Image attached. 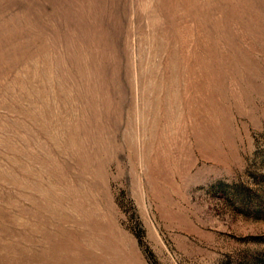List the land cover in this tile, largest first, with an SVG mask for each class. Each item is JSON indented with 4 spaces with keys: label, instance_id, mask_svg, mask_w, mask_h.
<instances>
[{
    "label": "rangeland",
    "instance_id": "1",
    "mask_svg": "<svg viewBox=\"0 0 264 264\" xmlns=\"http://www.w3.org/2000/svg\"><path fill=\"white\" fill-rule=\"evenodd\" d=\"M0 264H264V0H0Z\"/></svg>",
    "mask_w": 264,
    "mask_h": 264
}]
</instances>
